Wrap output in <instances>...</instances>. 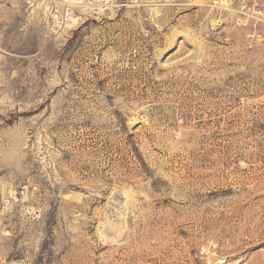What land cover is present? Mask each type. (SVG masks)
Returning a JSON list of instances; mask_svg holds the SVG:
<instances>
[{
  "label": "rangeland",
  "instance_id": "374dc122",
  "mask_svg": "<svg viewBox=\"0 0 264 264\" xmlns=\"http://www.w3.org/2000/svg\"><path fill=\"white\" fill-rule=\"evenodd\" d=\"M0 264H264V0H0Z\"/></svg>",
  "mask_w": 264,
  "mask_h": 264
}]
</instances>
